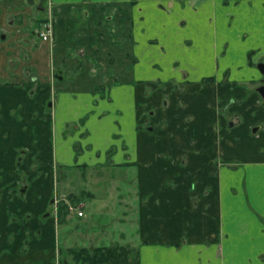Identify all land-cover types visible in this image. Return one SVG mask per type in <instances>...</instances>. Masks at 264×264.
Returning <instances> with one entry per match:
<instances>
[{"label": "crops", "instance_id": "crops-1", "mask_svg": "<svg viewBox=\"0 0 264 264\" xmlns=\"http://www.w3.org/2000/svg\"><path fill=\"white\" fill-rule=\"evenodd\" d=\"M4 1L7 5L1 4L0 15L4 13L13 24L10 30L15 26L20 32L11 37L12 45L10 39L0 43V172H32L33 166L40 169L36 162L45 134L42 125L49 124L46 134L52 141L56 135L50 125L60 123L59 140L65 141L62 137L67 125L79 123L86 118L84 112L90 113L85 98L73 99L71 93L93 91L101 82L117 88L115 92H120L122 100L128 99V106L134 107V122L142 103L147 100L153 105L148 89H157L152 83L170 86L172 77L184 71L194 85L208 79V86L222 83L229 99L241 98L238 106L227 107L230 113L225 115L228 119L237 114L241 120L240 128L236 125L224 131L225 151L220 156L226 159L220 162L229 171L225 180L212 173L211 167L216 165L212 146L194 150L179 145L181 152L176 158L187 156L189 166L176 161L175 167L163 158L172 153L168 147L146 142L150 140L148 134L136 132L134 124L138 143L135 149L140 153L136 152L124 166L141 174L133 185L139 194L135 188V196L129 193L126 211L122 216L120 212L115 214V220L120 221L131 216L132 227L123 229L119 238L110 240V245L105 243V247L95 236L89 238L84 229L75 231L80 247L70 246L71 262L264 264V99L258 92H251L257 83L264 85V73L258 68L264 64V0H48L47 14L55 28L49 42L31 35L36 21L40 22L45 13L38 15L23 0ZM79 22L84 25L75 30ZM103 60L109 68L102 67ZM24 70L35 74L30 80L37 75L42 83L31 84L29 77L25 81ZM41 88L44 99L51 94L56 97H51L50 113L44 110L46 99L40 107ZM34 92L35 99L30 96ZM210 96L214 99V93ZM200 104L206 114L203 122L212 124L209 119L213 117V107ZM101 111L92 109L98 114L96 118ZM87 120L84 126L96 119ZM119 122L117 119L118 125ZM8 125L21 128L10 132ZM208 128L211 137H205L203 132L192 134L196 145H215L214 141H201L215 139L214 130L210 125ZM101 130L100 123L97 131ZM16 133L22 139L20 144ZM100 133H96L97 137L103 139ZM176 138H181L184 145L188 141L185 133ZM12 141L25 150L19 166V155L11 151ZM97 145H103V140ZM63 148L58 145L57 151L54 148L46 153L50 166L52 160L61 165L78 164L74 163L78 156L72 143L70 152ZM137 160L140 164H136ZM168 166L177 168L185 178L179 180ZM204 168L206 176L199 173ZM39 189L24 193L28 204L24 198L18 204L22 209L19 225L11 224L7 206H0V264H56L54 218L48 220L47 226L40 225L39 219L41 212L48 209L50 195L41 186ZM49 223L55 226L52 231ZM72 233L67 231L65 237Z\"/></svg>", "mask_w": 264, "mask_h": 264}, {"label": "rangeland", "instance_id": "rangeland-1", "mask_svg": "<svg viewBox=\"0 0 264 264\" xmlns=\"http://www.w3.org/2000/svg\"><path fill=\"white\" fill-rule=\"evenodd\" d=\"M1 3L5 6L7 5L4 0ZM14 4L15 2L13 1L12 5L16 6ZM74 12L76 14V11ZM47 16L48 19H50V16ZM46 19L47 18L45 15L44 18H42L40 21H46ZM83 25L84 22H79L76 25L75 30H79L81 27H83ZM26 62L27 60L24 63ZM102 63V67L104 69L109 68L106 60H103ZM112 66H115V63H113ZM32 75L35 74L26 70L24 77L25 81H28L29 77V83L31 84L42 83L37 75L36 77L34 76L35 80H30ZM172 78L173 80L169 81L170 86H166V84L165 86L163 84L159 86V84L157 85L156 83H152L154 85L153 87L157 89L156 91L148 89V92L149 94H151V98L153 99V105L149 104L147 100L145 104L142 103L141 106L137 108L139 114H137V121L135 122L132 112V109H134V107L130 108L128 106L127 98H125L124 100L119 98L120 92H115V89L117 88H112L111 85L101 82L103 84L99 83L100 85H98L97 88H95L93 91H87L85 93L83 91H81V93L79 91H73L71 93L73 99H79V97L82 96V98H85L86 100L85 103H87V108L90 111V113L86 114L84 112L86 109L83 110L84 113L82 112V115L86 118L77 123L78 125L76 123L67 125L68 130L65 134L63 133L64 138L62 137V139L65 140L63 142L62 140H59V136H62L60 123H52L50 125L51 132H55L56 135V138H52L51 141L50 136L46 134V131H48L49 128V124L47 123V121V124L42 125L43 132L45 133L43 135V146L40 149L41 151L39 152V157H37V162L34 161V163L36 162V164H40V169H36L33 166L32 172H6L5 177H8V180L6 179L5 182L3 181V179L0 180V198H2V205L0 206L2 208L3 205L5 207L7 206L8 214L11 215L9 216V221L11 220L14 222L15 218L20 217L22 209L18 204L23 198V202L25 201L24 203L28 204L26 199L27 195H24L26 191L28 194V192H30V190L35 187L40 190L39 186H41L43 190L45 192H48L50 195L47 200V204L48 202H51V198L55 200V204L52 208L50 207V210L51 217L54 218L52 220L55 221L54 224L56 227H54L55 229H57V250L59 249L60 252L58 254L57 250L55 249V255L56 260L59 259L58 261H60V264L62 260L67 261L68 264H80L79 261H75L73 259V262H71L72 253H70L69 251L70 246L71 248L80 247V240L77 238V236H75V231L78 232L79 230L84 229L85 232L89 234V238L95 236L101 242V246L105 247V243H108V245H110V240L116 241V239L119 238V233L123 229L124 231H127L128 228L132 227L129 220L131 216L129 219L125 217L124 220L122 219V221H120L119 219L115 220V214H117V212H120L119 215L122 216V212L126 211L125 205L126 203L128 204L130 200V198H128L129 193L131 194V196L133 194L135 196V188L137 190L136 195L139 194L137 186L135 187L133 185H136V181L141 174L137 169L134 170V168L132 167L126 168V166H124V164L127 163L125 161H131V159H134V155L136 154V152H139L138 149L137 151L135 149L138 148V143L137 141H135L136 139H134V137L136 136L133 132L134 124L136 126V132H139V134L141 132L145 133V135L146 133L148 134L146 136L150 140H146V142L151 141V144H155V147H168V149L172 153H168L163 158H168L170 160L169 162H171V165L173 166H175L174 163H176L177 161L178 164L179 162H183L182 164L187 167V156H182L178 159L176 158V154L178 152H181L180 150L182 145L185 148L186 145L192 147L194 150L197 149L196 147H198L200 150L204 149L205 146H212L211 148L215 149L214 151H212V153L214 152L213 154H216L215 159L213 160V164L216 160V165L215 167H211L213 168L212 173H215L216 178L219 177V180L227 179L229 171H225L226 168L223 167L222 163L220 162V160L226 159L225 157L220 156V153L223 155V151H225L224 144L226 140L224 141L223 139L224 131L226 130V127L233 128L236 125L239 127V125H241V120L240 116L238 117L237 114L230 115L228 119L225 118V115L230 111L228 109L229 106H238L239 100L241 98H234L230 96L229 99V96H225L228 95L229 92L224 90L225 86L221 85L222 83L218 85L215 82L216 85L208 86V79L197 81V85H194L193 83L195 82L190 80V77H188V74L185 73V71L179 76H174ZM17 79L18 78H16V80ZM108 82L112 84L111 80H108ZM257 84L252 87L253 90L251 92L257 93V89L260 87V85ZM238 88L242 89L240 86ZM210 93H214V99L210 96ZM83 94H85V96H83ZM116 94L118 95V98L115 97ZM35 95L36 92L30 94L33 99H35ZM38 96H40L38 99H42L44 97L43 88H41V92ZM52 96L53 95L51 94L48 99L45 98L47 104L44 110L46 111V113L47 111L48 113H50L52 109ZM54 98L56 97L53 96V99ZM45 99L43 98L40 101L41 108L43 105V100ZM212 101L213 103L211 104ZM200 102L204 103L205 106L209 104V106L213 107V117L209 119V123L212 122V124L209 125L215 133V139L208 140L204 138L201 141L205 142L206 144L209 141H214L215 145H205L203 143H199V145H196L197 140L191 138L192 134L194 136V134L198 135L200 134V132H203L204 136L207 138L210 136L209 132H211V130H209L208 128L209 125L207 122H203V118L206 114L201 108L202 105L200 104ZM112 108L114 109V112H116L117 116H115L114 112L112 113ZM92 109H95L97 112L102 110L101 113H103L99 118H96L98 117V114L92 112ZM46 117H48V115H46L45 118ZM89 118H94L96 120H93V122H89L88 124H86V126H84V123H87L86 121H89L87 120ZM117 119H119L120 121L119 125L116 123ZM221 120H224V123ZM229 121L231 122L228 125ZM100 123L102 124V130L97 131V127ZM8 127L10 132H13V129L15 127L17 131L21 128L17 125H8ZM97 132H101L100 134L104 135V138L103 136V139L98 138L99 135L96 134ZM181 133H185L188 136V141H186L185 145L184 143H180L182 142L181 138V141L179 140V138H176V136L179 137ZM15 135L17 143L20 144L22 139H20V136H18L17 133ZM9 138H12L11 133L9 134ZM102 140L103 145H97V143H101ZM59 142H62V144H59ZM95 142L96 144H94ZM71 143L73 145V151L78 156L76 158L77 162L74 161V163L78 164H72L71 166L61 165L58 164V162H53V160L51 161V166L50 163H47L46 159H49V156H46V153L53 152L54 148L57 151L58 145L64 146L63 151H65L66 153L68 151L70 152ZM108 144H110V146H108ZM112 144L115 145L116 148H113L114 146ZM16 145L17 144L12 141V152L16 151V147L18 148L17 151H19V149H22L21 146ZM179 145H181L180 148ZM116 149L118 151H116ZM173 149L176 150L173 151ZM58 154L59 153L57 152V157ZM137 161L138 162H136V164L139 163V160ZM128 163L130 164V162ZM173 166H168V170L171 173L175 174V176H177L179 180L184 179V174L181 176L179 170L175 168L176 166ZM199 173L200 175L206 176L207 169L204 168V170L199 171ZM0 175L1 177H3L4 172L1 171ZM16 177L20 178L21 180L16 182L14 180L16 179ZM12 179L14 181H11ZM52 180L55 181L54 185ZM7 192L8 194H6ZM63 197L66 200H68L69 197H72L73 200H71L70 205L73 208H76V210L74 209L72 215V213H65V210L63 209V215L65 216L63 218V221H59L58 223V221L56 222V217H54V214L60 206V203L64 201H62V199H64ZM17 201L19 202L16 203ZM118 202H122V204L120 206H117ZM13 206L15 207L13 208ZM77 211H82L83 214L80 218L83 219H79L76 216L75 213ZM43 213L44 212H41L40 215H42ZM41 223L45 226V224L48 222L45 223L43 221H40V225H42ZM49 225V230L52 231L54 227L50 223ZM36 227H39L38 224L36 225ZM71 230L73 231V233L70 235V237H65V233L67 231L70 232ZM98 233L99 236L97 237L96 234ZM115 233L117 234L115 235ZM57 255L59 257H57Z\"/></svg>", "mask_w": 264, "mask_h": 264}, {"label": "flooded vegetation", "instance_id": "flooded-vegetation-1", "mask_svg": "<svg viewBox=\"0 0 264 264\" xmlns=\"http://www.w3.org/2000/svg\"><path fill=\"white\" fill-rule=\"evenodd\" d=\"M3 0H0V10H1V2H2ZM23 3H24V5L25 6H29V7H32V9H34L33 11L34 12H36L38 15L39 14H43V13H45L46 14V21H40L39 22V20H37L36 22H37V27L35 28V29H33L32 31H31V35L34 37V35L39 39V36H40V33H41V30H42V28H43V26L45 25V24H48V23H50V25H51V27H52V30H53V33H52V36H54V20L52 19V18H50V19H48V12H47V9H48V4H49V2H48V0H23ZM5 14L4 13H2L1 15H0V43L1 42H7L9 39V41L11 42V45H12V43H13V38H11L12 36H14V34H18L19 32H20V29L19 28H17V27H15L14 26V28H13V31L12 30H10L9 29V27H11L13 24L12 23H9V21H7L6 19H5ZM7 18V17H6ZM33 21H35V19H33ZM12 24V25H11ZM21 34V33H20ZM0 51H1V48H0ZM32 80H35V78L33 77L32 78ZM258 95H259V93H258ZM260 96V95H259ZM227 107V106H226ZM18 149H16V152H17V154L19 155V157H17V165L20 163V161H21V158H22V154L25 152V150L24 149H19V151H17ZM19 166V165H18ZM18 170H13V173H16ZM8 172H11V171H8ZM20 171H18V173H19ZM5 173L6 172H4V176L3 177H1V175H0V180H2L3 179V181L5 182L6 181V179L8 180V177H5ZM20 178H18V177H16V179H14L16 182H18V180H19ZM23 179V178H22ZM13 179L11 180V181H14ZM21 180V179H20ZM23 191V190H22ZM64 198V197H63ZM79 198V197H78ZM81 199V198H80ZM64 200V201H63ZM62 201L63 202H61L60 203V206H63L64 207V210H65V213H69V211H70V203H71V199L70 198H68V200H66L65 198L64 199H62ZM16 203H18V201L16 202ZM15 203V204H16ZM54 204H55V200L53 199V198H51V202L49 203L48 202V204H47V208H49V210L47 209V210H45L44 211V213L42 214V215H40V217H39V219H40V221H43V222H48V220L51 218V210H50V207L52 208L53 206H54ZM60 206L58 207V209H57V211H56V222L58 221V223H59V221H63V218H64V216L65 215H63L64 213H62V215L60 216L59 215V212H58V210H59V208H60ZM18 218H15L14 219V222L13 221H11L10 220V222H11V224H18L19 225V221L17 220ZM46 225V224H45ZM47 226V225H46ZM56 250H57V248H56ZM57 252H58V254H59V249L57 250ZM57 257H59L58 255H57ZM58 259V258H57ZM65 259V258H64ZM59 260V259H58ZM58 260H56V262H57V264L59 263L60 264V261H58ZM79 263H80V261H79ZM61 264H68V262L67 261H65V260H62L61 261ZM81 264V263H80Z\"/></svg>", "mask_w": 264, "mask_h": 264}, {"label": "built area", "instance_id": "built-area-1", "mask_svg": "<svg viewBox=\"0 0 264 264\" xmlns=\"http://www.w3.org/2000/svg\"><path fill=\"white\" fill-rule=\"evenodd\" d=\"M52 33H53L52 27H51L50 23H48V24H45L43 26L39 37L41 38V40L43 42H47V41H49L51 39ZM69 208H70V210H73L72 207H69ZM77 215L78 216H82V213L79 211L77 213Z\"/></svg>", "mask_w": 264, "mask_h": 264}, {"label": "water", "instance_id": "water-1", "mask_svg": "<svg viewBox=\"0 0 264 264\" xmlns=\"http://www.w3.org/2000/svg\"><path fill=\"white\" fill-rule=\"evenodd\" d=\"M258 68L261 70L262 73H264V64H259ZM257 92L259 93V95L264 99V85L260 86L257 89ZM256 130V129H255ZM255 130L252 131V133L256 132Z\"/></svg>", "mask_w": 264, "mask_h": 264}, {"label": "trees", "instance_id": "trees-1", "mask_svg": "<svg viewBox=\"0 0 264 264\" xmlns=\"http://www.w3.org/2000/svg\"><path fill=\"white\" fill-rule=\"evenodd\" d=\"M69 198H70L71 200H73L72 197H69ZM63 209H64V207H63V206H60V208H59V210H58L60 216H61L62 213H63Z\"/></svg>", "mask_w": 264, "mask_h": 264}]
</instances>
